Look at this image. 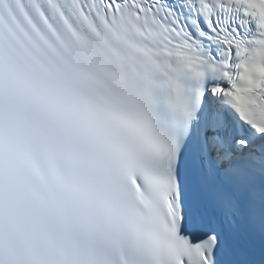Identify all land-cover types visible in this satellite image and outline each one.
I'll use <instances>...</instances> for the list:
<instances>
[{
  "label": "snow or ice",
  "instance_id": "1",
  "mask_svg": "<svg viewBox=\"0 0 264 264\" xmlns=\"http://www.w3.org/2000/svg\"><path fill=\"white\" fill-rule=\"evenodd\" d=\"M0 264H264V0H0Z\"/></svg>",
  "mask_w": 264,
  "mask_h": 264
}]
</instances>
